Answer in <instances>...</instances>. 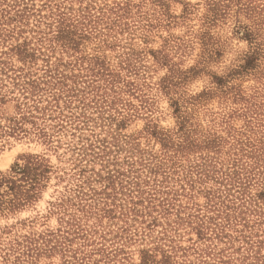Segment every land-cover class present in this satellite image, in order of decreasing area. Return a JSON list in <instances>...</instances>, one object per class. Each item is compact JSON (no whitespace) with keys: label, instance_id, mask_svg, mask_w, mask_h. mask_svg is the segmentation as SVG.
<instances>
[{"label":"rangeland","instance_id":"obj_1","mask_svg":"<svg viewBox=\"0 0 264 264\" xmlns=\"http://www.w3.org/2000/svg\"><path fill=\"white\" fill-rule=\"evenodd\" d=\"M24 3L28 39L32 30L44 39L55 32L58 10L72 18L76 48L57 46L50 59L77 85L94 56L133 85L121 96L130 106L118 104L130 114L120 127L101 124L92 106L88 126L55 135L56 149L0 136V170L26 153H43L53 167L36 201L0 215V264H142L145 250L151 264H264V204L256 202L264 185V0H0V8L13 13ZM40 57L31 68H41ZM14 113V101L0 100V115ZM165 132L167 148L158 138ZM184 132L207 144L175 152ZM100 139L108 141L103 156ZM57 229L60 242L37 239ZM24 235L42 248L32 259L17 243Z\"/></svg>","mask_w":264,"mask_h":264},{"label":"trees","instance_id":"obj_2","mask_svg":"<svg viewBox=\"0 0 264 264\" xmlns=\"http://www.w3.org/2000/svg\"><path fill=\"white\" fill-rule=\"evenodd\" d=\"M29 9L28 3H24L21 8H15L13 13L0 8V45L6 43L5 48L0 49V100H5L7 96L8 99L14 101L15 107L13 115H0V136H32L48 147L56 149L59 143L55 140V135L62 131H70L74 134L88 126L92 116L87 115V109L92 106L99 108L101 124L106 122L109 129L111 124L117 127L122 126L130 114H123L118 104L129 105V103H122L121 96L126 87H132L133 81L122 79L121 74L113 72L102 60L98 59V56H94L91 61L88 59V65L83 67L84 76L80 75L85 77L82 80L84 85H77L76 80L78 79L74 74L68 77L67 73L57 68L62 64L59 59L56 63L50 59L57 46L65 50L76 48L72 37L74 34L70 29L72 18L67 17L66 13L61 10H58L57 17H54L55 13L50 11L52 14L50 16L54 17L57 29L50 36L47 35L46 39L43 35H37L40 33L39 30H32L35 32L32 34V39L40 42L41 45L33 46L32 39L22 35L24 31L22 22ZM33 12L31 11L30 14ZM11 20H16L18 25L8 26ZM18 36L23 37L17 39ZM10 38H15L16 41L7 43ZM42 44L48 52L41 50ZM10 55L15 56L22 64L20 66L11 64L8 60ZM38 57L41 58L43 64L41 68L35 70L31 66ZM125 64L126 62L121 67ZM68 79H72V83ZM185 124L186 119L179 115L177 131H182ZM186 134L187 132H184L182 139L172 146L175 152H185L207 144L206 142L196 145L192 137ZM111 137L114 136L111 135ZM158 138L163 148H167L168 144L172 143L169 132L160 134ZM99 141L102 142V149L98 155L103 156V153L107 152L108 141L105 139ZM19 159L8 169L0 170V215L15 213L36 201L53 172L52 165L43 153H26ZM107 179L111 181V177ZM77 186L81 188V185ZM256 199L258 204H264V185L256 194ZM61 205V202H56L57 209ZM70 225H74L75 228L79 227L76 223ZM58 230L60 231V229L48 231L47 234H43L44 236L38 234L37 239L39 237L48 242L49 238L54 236L55 241L60 242L56 236ZM66 233L68 234L69 231L67 230ZM45 236L48 238H44ZM61 238L69 240L64 235ZM34 241L33 235H24L22 240L17 241L18 245L24 248L25 255L30 256L31 259L34 257L33 254L37 256L42 252V248L36 247ZM257 242L261 243V241ZM62 243L64 245L60 244L59 249L65 250L67 245L65 241ZM54 246L50 245L47 250H51ZM153 262L149 252L142 251L141 263L151 264Z\"/></svg>","mask_w":264,"mask_h":264},{"label":"bare ground","instance_id":"obj_3","mask_svg":"<svg viewBox=\"0 0 264 264\" xmlns=\"http://www.w3.org/2000/svg\"><path fill=\"white\" fill-rule=\"evenodd\" d=\"M3 163V162H2Z\"/></svg>","mask_w":264,"mask_h":264}]
</instances>
